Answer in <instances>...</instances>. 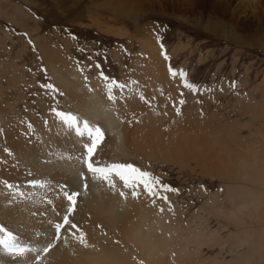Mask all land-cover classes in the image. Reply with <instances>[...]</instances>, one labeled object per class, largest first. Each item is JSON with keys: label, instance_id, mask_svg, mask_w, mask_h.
<instances>
[{"label": "bare ground", "instance_id": "1", "mask_svg": "<svg viewBox=\"0 0 264 264\" xmlns=\"http://www.w3.org/2000/svg\"><path fill=\"white\" fill-rule=\"evenodd\" d=\"M184 2L191 4L186 5L182 0H149L146 5L149 11L172 9L202 20L203 12H220L218 8L224 1ZM233 3H238L236 12L242 8L246 17L260 24L253 34L235 24L236 31L246 35V41L258 44L257 38L264 37V0H233ZM162 36L145 33L132 37L139 41L141 52L130 67L118 64L119 79L107 76L125 84L123 89L113 90L112 99L107 81L101 76V73L106 76L102 66L98 62L93 67L86 62L78 63L69 44L65 54L57 45L43 49L44 67L52 79L53 94L32 101L28 91L39 86V74L26 64L17 63L19 59L1 60L0 220L11 231L12 236L7 232L10 239L32 244L36 252L8 254L0 250V264H209V261L254 264L252 258L243 254L238 260L230 261L202 258V247L214 243L223 246L224 237L218 229L201 225L196 231L191 219L188 227L181 225L182 213L169 209L170 199L177 190L165 191L158 185L159 196L167 198L161 199L149 195L140 186L133 196V189L126 188L118 177H111L114 187L93 178L83 165L86 139L56 115L72 113L81 121L102 128L105 135L98 147L100 166L132 163L151 173L160 185L170 186L162 170L164 166L191 168L194 163L207 175L212 171L224 176L236 174L238 179L264 188V148L255 149V141L245 144V137L239 143L238 133H231L234 129H228L223 121L219 126L213 125L209 114H201L203 108H209L206 102L197 100V95L207 89L196 90L187 64L174 65V58L185 47L169 51ZM113 54L115 60L122 56ZM28 72L32 73L31 83L26 78ZM188 84L194 88H188ZM54 96L59 101L51 105L49 101ZM240 107L252 119L263 117L260 112L264 113V99L242 103ZM239 125L233 124L236 128ZM80 130L83 131L82 123ZM232 141L237 145L231 147ZM240 189L245 190L244 186ZM65 192L79 193L75 205L64 198ZM214 201L215 196L210 199ZM70 208L74 211L70 212ZM247 208L244 203H235L233 210L211 206L213 213L224 218L235 217L237 224L242 221L238 214ZM67 213L75 227L64 224ZM199 216L207 224V218ZM57 223L61 224L58 237L54 229ZM248 239L252 241V237ZM240 245H248L247 239L240 241Z\"/></svg>", "mask_w": 264, "mask_h": 264}, {"label": "rangeland", "instance_id": "2", "mask_svg": "<svg viewBox=\"0 0 264 264\" xmlns=\"http://www.w3.org/2000/svg\"><path fill=\"white\" fill-rule=\"evenodd\" d=\"M223 1L218 8L220 12H203L200 20L180 15L172 9L167 12L149 11L146 5L149 0H0V63L19 59L17 63L26 64L39 74V86L28 91L32 101L38 96L53 94L52 88L46 87L53 83L44 67L43 49L57 45L65 54L69 44L78 63L86 62L93 67L98 62L106 76L119 79L121 71L118 64L130 67L141 52L139 41L132 37L145 33L161 34L169 51L185 47L174 58V65L187 64L196 90L207 89V92L197 95V100L203 104L206 102L209 108H203L201 114H209L210 121L216 126L223 121L228 129H234L231 133H238L239 143L245 137V144L255 141V149L259 150L264 148V113L260 112L263 117L252 119L240 105L264 99V37L257 38L258 44L246 41V35L243 31L237 32L235 24L250 34L260 24L256 19L246 17L242 8L236 12L238 3ZM210 20L215 29L210 26ZM7 34L11 37L8 38ZM115 52L122 55L121 58L115 60ZM7 54H10L9 58ZM31 75L30 72L26 75L30 83ZM206 94L209 98L205 97ZM55 97L49 101L51 105L59 101V97ZM233 124L240 125L236 128ZM233 141L231 147L237 145ZM192 166L166 165L162 170L167 174L171 188L178 191L171 197L169 209L182 213L181 225L188 227L191 219L196 231L201 225L210 230L218 229L224 237L223 246L214 243L202 247V258L218 257L230 261L238 260L243 254L252 258L254 264H264V188L238 179L236 174L229 177L212 171L207 175L194 163ZM243 186L245 190L240 189ZM213 196L215 201L210 202ZM235 203L248 206L238 214L242 220L238 222L240 225L235 217L226 215L224 218L211 209V206H224L233 210ZM69 214L64 218L71 217ZM200 214L207 218V224ZM246 235L252 237V241ZM246 239L248 245L242 247L240 241Z\"/></svg>", "mask_w": 264, "mask_h": 264}, {"label": "snow or ice", "instance_id": "3", "mask_svg": "<svg viewBox=\"0 0 264 264\" xmlns=\"http://www.w3.org/2000/svg\"><path fill=\"white\" fill-rule=\"evenodd\" d=\"M176 73L174 72L173 75ZM181 76L184 75L183 72L180 73ZM101 76H103L104 80L107 81V88L109 90V98L112 99L111 93L114 89H123L125 87V84L119 83L113 79H110L107 76H104L103 73H101ZM48 88H53V85L48 84L46 85ZM188 88L192 89L194 88V85L188 84ZM56 115L63 120L64 123H66L70 128H75L76 132L80 137H83L86 139V143L83 144V149H85L83 155L85 157L84 164L86 165V171L91 173L93 178L99 179L101 181H106L110 186H115L113 184V181L111 180V177H118L120 181L123 182V185L126 188L133 189L132 195H136L135 189L139 188L140 186H143V189L151 196H157L161 199H167L166 197H160L159 192L157 191V186L159 185L160 188H162L165 191H175V189H172L169 185H160L159 181L156 177H154L151 173L144 171L137 167L136 165L132 163H113L111 165H104L100 166L102 162L99 161L98 156V145L102 144L104 139V131L100 127L92 126L89 121L83 120L72 114V113H65V112H57ZM83 125V131L80 130V125ZM95 165V166H94ZM81 177H84V172H81ZM9 188L12 187L11 184L8 185ZM84 187L87 188V183H84ZM64 195L67 197V199L75 205L76 198L79 196L78 192H72L69 194L68 192H65ZM121 196L124 195L123 192L120 193ZM163 209H161L162 211ZM69 211H74V208H70ZM64 224L68 225L69 227H75L74 224L71 223V221L68 219V217L64 218ZM55 233L57 237L59 236L60 230H61V224L57 223L54 226ZM2 227H0V231H2ZM9 236H12V233H8ZM0 244L4 245L6 248L9 249H17L18 246L15 243H8L4 239H0ZM20 251H23L22 248L19 249Z\"/></svg>", "mask_w": 264, "mask_h": 264}]
</instances>
